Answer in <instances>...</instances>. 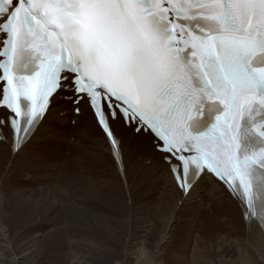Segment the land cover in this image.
Listing matches in <instances>:
<instances>
[{
  "label": "snow or ice",
  "instance_id": "6c2138e0",
  "mask_svg": "<svg viewBox=\"0 0 264 264\" xmlns=\"http://www.w3.org/2000/svg\"><path fill=\"white\" fill-rule=\"evenodd\" d=\"M58 97L146 136L185 197L211 176L264 231V0H0V142Z\"/></svg>",
  "mask_w": 264,
  "mask_h": 264
},
{
  "label": "rangeland",
  "instance_id": "374dc122",
  "mask_svg": "<svg viewBox=\"0 0 264 264\" xmlns=\"http://www.w3.org/2000/svg\"><path fill=\"white\" fill-rule=\"evenodd\" d=\"M71 126L74 127V122H71ZM92 141L96 142L95 139ZM41 143L38 141L33 146L34 153L35 150L38 152L34 154L35 161L27 168L28 170L26 169L28 172L19 174L12 170L8 175L1 171L7 164V159L4 158L0 163V194L5 198L0 204V264H178L184 257L187 259L190 257L189 260L195 261L196 255L191 256L190 251L183 250L185 244L190 245V241L181 239L183 236L178 225L176 226L178 230L174 229V235L172 234V244L168 250L163 251V255L161 254L162 259L151 260L149 253L154 254L156 248H160V242L166 238V235L162 234L165 222L162 224L155 222L151 209H141L142 211L138 212H148L151 215L146 217V225H143L141 220L134 225L130 222L108 196L107 189L112 188L116 191L120 190V187L116 188L112 184L114 169L110 168L111 164L107 163L100 152L95 153L94 150L86 148L83 150L73 143L74 149H80L82 153L73 156L71 148L68 152L70 155L66 154L58 160L53 157L55 151L49 146L43 147L44 143ZM38 144L40 145L37 146ZM128 154L127 152L126 157H129ZM140 162L137 160L136 165ZM133 165L132 160L129 166ZM135 170L138 171L136 166L129 171ZM137 177L140 178L139 182ZM131 184L133 194L131 195L129 191L132 203L143 201L148 196L150 187L145 186L146 179L140 171ZM134 195L137 196V200L133 199ZM14 198L17 200L14 201ZM147 220L152 222L151 228L148 227ZM144 227L151 229V233H144ZM207 228H203V236L215 230V227ZM2 233L6 236L5 240ZM163 237L164 239L160 241ZM86 247L89 248L87 251L89 256L96 259V262H84ZM145 249L148 252H145ZM139 250L144 252L141 253ZM147 257L148 260H145ZM133 258L136 262H133Z\"/></svg>",
  "mask_w": 264,
  "mask_h": 264
},
{
  "label": "bare ground",
  "instance_id": "6f19581e",
  "mask_svg": "<svg viewBox=\"0 0 264 264\" xmlns=\"http://www.w3.org/2000/svg\"><path fill=\"white\" fill-rule=\"evenodd\" d=\"M73 109L74 107L71 105V101H69L67 98H56L53 105L51 106L50 111L47 113L46 118L34 131L30 140L15 153L11 151L10 147L11 135L6 132L4 135L7 137V140L0 142V163L4 158L7 159V164H5V166L3 165L4 169L1 170L2 173L9 175L13 170L19 174H22L27 171V168L31 166L32 162L36 159L34 154H36L38 151L35 150L36 153H34L33 146H35V143L38 141H40V143H44L43 147L49 146L55 151V155L53 156L55 159H58L64 155L66 156V154L70 155L68 152L71 150V148H73L71 151L73 156L82 153V151L79 150H84L85 148L94 150L95 153L100 152L101 155L106 158V161H108L107 163L111 164L110 168L113 167L114 169L112 172H115L112 175L113 179L111 180L110 178L112 184L115 185L116 188L120 187V190L117 189L116 191L114 189L113 191L112 188L107 189L109 193L108 196L119 208V210L125 213L127 218L130 219V222L134 225L135 223H140L139 220H141L143 225H146L145 219L146 217H151V215H149L148 212L138 213L139 211H142L141 209H151L153 211L152 216L155 217L156 220L155 222L161 224L165 222L162 234L166 235V238L163 242H160V248L157 247L154 254L149 253L151 260L156 261V259H162L161 254L163 251H165V249L168 250V247L172 244V234L175 231L174 229L178 230L176 228L178 225V227L180 226L179 230L181 229V235L183 236L181 239L190 241V245L185 244L183 250L185 252L190 251L191 256L196 255L195 261L189 260L190 257L188 259L184 257V260L182 259V261H179L178 264L180 262L181 264H264V231H262L257 224L253 223L251 226H249V224L244 221L236 202L224 191L219 183L209 176L201 181L198 186L193 189L189 196H183L176 188L172 180L168 165L163 162L159 153L154 151L147 137L142 136L139 133L134 134L131 127L126 128L124 126H116L117 134L122 141L123 174L120 175L116 170L108 144L103 134L98 129L95 120L88 108L81 105L80 113L78 115H74L72 113ZM71 122H74V127L71 126ZM92 139H95L96 142L94 143ZM73 143L78 145L80 149H74L72 146ZM39 145L40 144L37 146ZM127 152L129 153V157H126ZM132 160L134 165L129 166ZM137 160L139 162L141 161L138 165H136ZM135 166L138 168V171L144 175V178L146 179L145 186H149L150 188L146 187L149 189V194L143 201H136L132 203L133 201H131L130 191L132 195L133 184H131V181H133V178L137 176L138 171L129 170H133ZM8 175L5 176L8 177ZM85 177L88 176L85 175ZM139 179L140 178H138V182L140 181ZM100 185L102 184L100 183ZM106 188L108 187L106 186ZM136 191H138V189L135 190V192ZM0 195L1 204L5 201V198L2 197V194ZM101 196H103V194H101ZM133 199L137 200V196L133 197ZM16 200L14 198V201ZM84 202L83 204L86 203ZM129 219L127 220L129 221ZM149 220H147L149 224L148 227L150 226L151 228L152 222ZM205 227H208L207 229H211L210 227H215V230L213 232L209 231L206 236H203V228ZM151 231V229H146L144 227V233L150 234ZM2 238H4V240L6 238L3 233ZM163 239L164 237L160 241ZM141 241L143 240H140V242ZM137 249L138 248H136V250ZM140 249L143 250L142 248ZM88 250L89 248L86 247L84 262H96V259H94L92 256H89V253L87 252ZM127 250L129 249L127 248ZM143 252L141 251V253ZM145 252H148V250L145 249ZM124 253H126V250ZM175 256L176 255H174V257ZM132 257L133 253L131 260ZM192 258L193 257H191V259ZM127 260L129 261V259ZM145 260H148V257L145 258ZM133 262L136 261L134 260Z\"/></svg>",
  "mask_w": 264,
  "mask_h": 264
}]
</instances>
